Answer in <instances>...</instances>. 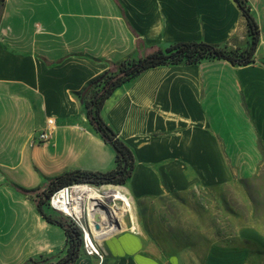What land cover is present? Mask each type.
Listing matches in <instances>:
<instances>
[{"label": "crops", "instance_id": "obj_1", "mask_svg": "<svg viewBox=\"0 0 264 264\" xmlns=\"http://www.w3.org/2000/svg\"><path fill=\"white\" fill-rule=\"evenodd\" d=\"M247 1L261 32L253 63L206 59L152 67L106 100L103 118L136 157L125 188L139 231L126 228L105 238L102 260L81 252L75 264H252L215 251L202 259L192 248L163 255L149 244L139 211L154 192L227 181L226 160H248L240 173L250 175L263 159L264 0ZM190 40L245 49L247 19L235 0L2 1L0 264L52 263L66 253L64 229L48 222L32 194L16 185L30 189L68 170L116 166L115 149L87 118L89 80L111 62ZM49 117L57 124L51 139L34 143ZM231 127L238 135L227 137Z\"/></svg>", "mask_w": 264, "mask_h": 264}, {"label": "rangeland", "instance_id": "obj_2", "mask_svg": "<svg viewBox=\"0 0 264 264\" xmlns=\"http://www.w3.org/2000/svg\"><path fill=\"white\" fill-rule=\"evenodd\" d=\"M227 129V137L239 130ZM226 162L232 170L227 181H195L182 190L154 192L141 201L139 218L149 244L161 248L159 251L168 257L192 248L202 259L209 251L235 262L247 258L256 264L264 258V157L250 175L240 173L248 160ZM122 225L123 230L127 228L126 221ZM82 252L87 253L84 248ZM47 263L37 258L29 264Z\"/></svg>", "mask_w": 264, "mask_h": 264}, {"label": "trees", "instance_id": "obj_3", "mask_svg": "<svg viewBox=\"0 0 264 264\" xmlns=\"http://www.w3.org/2000/svg\"><path fill=\"white\" fill-rule=\"evenodd\" d=\"M235 2L247 19L250 34V42L247 48L231 49L227 46L197 40L174 42L166 48L152 46L143 56H128L117 62H111L105 71L89 80L83 89L87 93L85 99L87 118L91 128L115 149V168L108 171L77 168L52 177L46 186L28 189L16 185V188L24 194H35L33 201L41 215L48 222L62 227L65 231L67 237L66 253L56 262L47 264H75L83 249L82 231L73 220L60 212L47 211L46 207L50 208L48 201L51 195L62 186L73 182L124 185L133 174L136 166L133 149L102 116L106 100L118 87L146 69L160 65L196 64L206 59H225L233 65H247L255 61V53L261 35L259 24L247 0H235ZM138 42L140 44V38Z\"/></svg>", "mask_w": 264, "mask_h": 264}, {"label": "built area", "instance_id": "obj_4", "mask_svg": "<svg viewBox=\"0 0 264 264\" xmlns=\"http://www.w3.org/2000/svg\"><path fill=\"white\" fill-rule=\"evenodd\" d=\"M46 123V127L34 135V143H46L51 139L57 125L56 120L49 117ZM111 186L125 188L122 184L97 185L83 181L73 182L56 190L48 201L51 210L73 220L82 231L84 250L88 254L97 255L100 259H103L104 253L99 251L91 239L96 242L97 236L107 238L123 230L122 221H126L127 229L139 231L138 224L132 216L133 209L129 200L131 195L125 189L118 195L110 188Z\"/></svg>", "mask_w": 264, "mask_h": 264}, {"label": "bare ground", "instance_id": "obj_5", "mask_svg": "<svg viewBox=\"0 0 264 264\" xmlns=\"http://www.w3.org/2000/svg\"><path fill=\"white\" fill-rule=\"evenodd\" d=\"M110 188H113V190L115 191V193L116 194H118V195H120V194H122V189L124 190H126L127 191V193H129L128 192V190H127V188H124V187H113V186H111ZM108 191H110L109 189H108ZM59 197H61V195H59ZM129 200H130V205H131V208L133 209L134 208V200H133V197L131 196L130 198H129ZM135 211V210H134ZM132 216H134V214H132ZM122 229H123V226H122ZM105 238H103V237H101V236H97L96 237V242H94V240L93 239H91V242L96 246V247H98L99 248V251L100 252H102L101 251V249H100V244H101V242L104 240ZM104 255V254H103Z\"/></svg>", "mask_w": 264, "mask_h": 264}]
</instances>
